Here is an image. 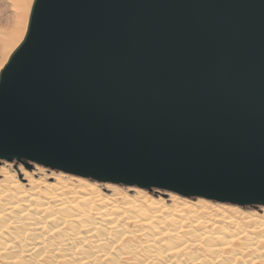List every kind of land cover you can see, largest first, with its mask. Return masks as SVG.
<instances>
[{"label": "water", "instance_id": "water-1", "mask_svg": "<svg viewBox=\"0 0 264 264\" xmlns=\"http://www.w3.org/2000/svg\"><path fill=\"white\" fill-rule=\"evenodd\" d=\"M0 160L264 206V0H35Z\"/></svg>", "mask_w": 264, "mask_h": 264}, {"label": "bare ground", "instance_id": "bare-ground-1", "mask_svg": "<svg viewBox=\"0 0 264 264\" xmlns=\"http://www.w3.org/2000/svg\"><path fill=\"white\" fill-rule=\"evenodd\" d=\"M32 1L12 0L4 46L22 38ZM66 175L49 183L26 172L24 184L1 168L0 264H264V212L173 192L174 206L143 190L110 196L98 181Z\"/></svg>", "mask_w": 264, "mask_h": 264}, {"label": "rangeland", "instance_id": "rangeland-1", "mask_svg": "<svg viewBox=\"0 0 264 264\" xmlns=\"http://www.w3.org/2000/svg\"><path fill=\"white\" fill-rule=\"evenodd\" d=\"M3 2H4L3 3L4 5L2 7L5 8L6 11L4 13L0 14V30H3L4 32L9 33L10 31L12 32V30H14V25L16 23V20H15V14L16 13L14 10V4H13L12 0H4ZM33 4H34V0L32 1L31 7H30V12L27 13V18H26L25 23H24L25 25H23L24 27H22L23 29L20 28L18 33H17L18 34L17 36H20V33H21L22 38H17L15 40L16 42L14 41V42L9 43L8 44L9 46L5 45L6 49H4V50H6L5 52H6L7 56H6V59H4V55L0 56V72H1V70H3V68L8 63L13 52L20 46V44L23 42V40L26 36ZM4 38L5 37L0 33V51L3 50L4 41L6 40V39L4 40ZM28 164L31 165V167H28ZM2 167H6L8 169V172L10 171L11 174H14L16 179H18L21 183H24V184H27V182L24 181V178H26L25 177L26 172H29L30 174H32L36 180H45V181H48L49 183H54V179L60 177V174L64 173V172H60V171H54L50 168H47V167H44L42 165H38V164H35L32 162L26 163V162H19L17 160H14L12 162L0 160V171H1ZM66 176H68V178L75 177L74 175H69V174ZM49 178H54V179L49 180ZM1 179H2V177H0V180ZM84 180H88V179H84ZM88 181H90V180H88ZM90 182H97V181L91 180ZM96 184H98L99 187L103 189V193L109 194L110 196L112 195V193L120 192V193H124V194H129L130 197H134L137 195L136 190H143L148 194V196L150 195V196H153L155 198L165 199L169 206H174L172 200L175 201V199L171 198V196L169 195L171 192H169V191H164V190H159V189H153L152 191H148V190L138 188L136 186L116 185V184L103 183V182H97ZM110 185L116 186L117 189H115V190H118V189L119 190L115 191L114 188L110 187ZM131 189H134V190L130 191ZM200 199H202V198H198V197H190L189 198V200H194L196 202ZM202 200L208 201L210 204H214V205L220 204V205L235 206V205H231L228 203L215 202L212 200H206V199H202ZM236 207H239L240 209L245 210L247 212H259L261 214L264 212V206H261V205H256V206L248 205L245 207H241V206L236 205Z\"/></svg>", "mask_w": 264, "mask_h": 264}, {"label": "snow or ice", "instance_id": "snow-or-ice-1", "mask_svg": "<svg viewBox=\"0 0 264 264\" xmlns=\"http://www.w3.org/2000/svg\"><path fill=\"white\" fill-rule=\"evenodd\" d=\"M34 3H35V0H34Z\"/></svg>", "mask_w": 264, "mask_h": 264}]
</instances>
